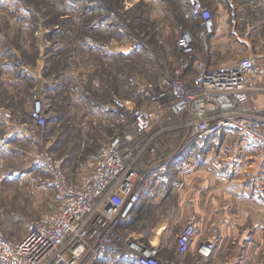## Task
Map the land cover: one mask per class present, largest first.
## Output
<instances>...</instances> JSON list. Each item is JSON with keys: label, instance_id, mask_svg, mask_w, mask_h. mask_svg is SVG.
Returning <instances> with one entry per match:
<instances>
[{"label": "rangeland", "instance_id": "obj_1", "mask_svg": "<svg viewBox=\"0 0 264 264\" xmlns=\"http://www.w3.org/2000/svg\"><path fill=\"white\" fill-rule=\"evenodd\" d=\"M198 1L214 27L196 44L208 66L229 65L263 43L264 0ZM194 6L193 0H0V232L7 238L20 240L56 204L60 176L76 183L89 173L102 146L128 126L131 102L137 108L145 102L139 88L178 67L181 35L207 21ZM256 87L244 109L264 114V79ZM178 116L166 110L152 130L137 134L140 145L151 138L155 149L136 150L135 166L165 161L157 173L167 169L171 182L167 200L146 202L124 228L158 244L162 264H264V206L248 203L260 218L247 222L219 207L215 221L202 223L188 208L175 222L186 172L202 164L221 169L242 157L237 183L229 182L232 198L249 190L247 198L264 202L258 165L233 149L238 134L223 128L200 144L188 140L189 127ZM217 135L222 139L211 141ZM150 176L143 194L145 184L156 182ZM166 217L167 226H158ZM190 225L195 230L183 258L179 236Z\"/></svg>", "mask_w": 264, "mask_h": 264}, {"label": "built area", "instance_id": "obj_2", "mask_svg": "<svg viewBox=\"0 0 264 264\" xmlns=\"http://www.w3.org/2000/svg\"><path fill=\"white\" fill-rule=\"evenodd\" d=\"M193 1V13L207 21L200 30L181 35L178 67L161 74L155 84L145 82L140 87L145 102L138 108L131 102L128 126L102 146L86 176L71 183L59 175L56 204L25 236L14 241L0 232V264H99L109 251L135 264H162L158 244L142 241L124 226L142 201V184L147 181L145 169L135 166L134 152L155 149L151 138L140 145L137 134L152 130L166 110L185 117L188 140L203 144L211 133L228 128L264 158V114L244 109L258 79H264V51L244 54L226 66H208L196 44L200 37L212 36L214 27L209 10ZM194 230L187 226L179 236L183 258Z\"/></svg>", "mask_w": 264, "mask_h": 264}, {"label": "crops", "instance_id": "obj_3", "mask_svg": "<svg viewBox=\"0 0 264 264\" xmlns=\"http://www.w3.org/2000/svg\"><path fill=\"white\" fill-rule=\"evenodd\" d=\"M263 51L264 43L261 42L260 46L256 47V49L250 48V50H248L246 54H262ZM234 62L235 61H233L232 63ZM254 94H256L255 91L251 93L249 99H251L252 95ZM247 111L251 112L253 110L250 109ZM221 137L222 136L218 135L212 136L211 141L218 139L215 141L219 142V140L222 139ZM231 137H233V139L235 138L234 136ZM224 138H226V136H224ZM236 138V144L233 149H235L236 151L239 150L243 155H245L249 164H257L258 167L254 169V173L257 171L259 175L264 176V158L262 159L259 156V150L256 147L249 145L243 138ZM239 142L241 143L239 144ZM219 161L217 163H220ZM162 164H164V162ZM242 164V157H238L237 160L235 158H231L228 161L226 160L225 164L223 166L221 165V169H219L217 167L218 165L215 164L214 167L216 168H210L206 166V164H202L198 168L186 172V177L184 178V181L181 183L182 186L180 187V190H182L180 193V197L178 198L180 207L176 215L175 222H177L181 217H186L188 208H190V211L198 214L199 219H201L200 222L202 223L210 220L215 221V219H212V212L215 208L218 207L222 208L223 211L227 212V214H231V217H236V219L232 218L233 221L247 222L256 217L260 218V214H253V212L249 209H251L252 206L260 209L264 206V202L258 201L256 199L255 201H252L251 198H247L246 195L249 190L245 191L246 194H243V196H241V199L237 197L232 198V183H237L238 173H240V170L243 168L241 167ZM149 178H152L156 182L154 183V186H152L151 184H145V193L142 200L146 199V197H149L150 195L151 197L155 195L157 184L161 180L170 183V180H168V173L155 176L152 172ZM230 181H232V183H229ZM232 201H236V204H233ZM248 203L251 205L250 207ZM247 207H249V209H247ZM233 208H236V211H232ZM232 212L235 213L232 214ZM223 216L224 215L222 213L218 215V217L220 218ZM260 219L263 220L264 215L261 214ZM168 222L169 218L166 217L165 219H162V221H160L158 226L160 225L161 227L163 226V228H165ZM139 235L141 237H144L143 233H139ZM196 239L197 238L192 241L191 249L194 248L197 244ZM149 241H152V239L150 238ZM117 256L118 255L115 252L109 251L107 252L106 256L100 260L99 264H134L130 259H124L119 256V258H117Z\"/></svg>", "mask_w": 264, "mask_h": 264}, {"label": "trees", "instance_id": "obj_4", "mask_svg": "<svg viewBox=\"0 0 264 264\" xmlns=\"http://www.w3.org/2000/svg\"><path fill=\"white\" fill-rule=\"evenodd\" d=\"M196 15H191V17H192V19L193 18H195V19H198L199 18V16L197 15L196 17H195ZM196 21V20H195ZM198 23V22H197ZM199 27H200V23H198V29H199ZM198 29L196 30V31H198ZM195 31V32H196ZM163 73V72H162ZM161 75V74H160ZM132 88L134 89V87L132 86ZM136 90H138V89H136ZM139 91L141 92V90H140V88H139ZM179 118H181L182 120H184V116H178ZM153 143V142H152ZM148 151H149V149H148ZM147 151V152H148ZM165 162V161H164ZM163 162H161V164L160 163H158V164H156L152 169L149 167L148 169H145V172H146V175L148 176V175H150V174H152V172H153V174L156 176H158L159 174L157 173V168L156 167H159V166H161V165H163L162 164ZM166 164H167V162H165ZM164 173H168L167 171L166 172H162V174H164ZM171 182V181H170ZM168 182H165L164 180H161L160 182H158V184H157V187H156V194L154 195V196H152L151 198H149L148 200H146L145 201V199H144V201H143V203H139L138 204V206L135 208V210H134V213H133V215H132V218L129 220V222H132L133 224L135 223V221H137L138 219H139V215H140V213H141V209H142V206H143V204H145L146 202H150V201H152V202H154V201H158V200H167L168 199ZM128 222V223H129ZM127 223V224H128ZM137 229H138V231H140V226H137ZM141 232H143V231H141ZM148 232V231H147ZM100 262V261H99ZM135 264V263H134Z\"/></svg>", "mask_w": 264, "mask_h": 264}]
</instances>
